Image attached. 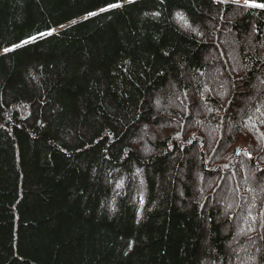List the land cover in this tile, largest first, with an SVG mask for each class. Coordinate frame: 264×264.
<instances>
[{"label": "trees", "instance_id": "obj_1", "mask_svg": "<svg viewBox=\"0 0 264 264\" xmlns=\"http://www.w3.org/2000/svg\"><path fill=\"white\" fill-rule=\"evenodd\" d=\"M112 2L0 0V264H264V11Z\"/></svg>", "mask_w": 264, "mask_h": 264}, {"label": "snow or ice", "instance_id": "obj_2", "mask_svg": "<svg viewBox=\"0 0 264 264\" xmlns=\"http://www.w3.org/2000/svg\"><path fill=\"white\" fill-rule=\"evenodd\" d=\"M137 2V0H122V2H120V0H117V2H112V3H107L105 6L99 8V10L97 12H89L87 14V16L85 17V19H87L88 17L91 16H96L100 13H104V12H108L111 11L113 9H118L124 6V4H135ZM164 0H161V3H163ZM213 3L216 4H227V3H231L234 5H237L238 7H245V8H251V9H260L262 11H264V3H260L257 2V0H243V3H241V0H212ZM145 16L151 15L153 17H157L160 14L158 12H152V13H145ZM177 15L179 16V18L181 20L184 21V25L186 28H189L192 32L197 33L198 35L203 36V33H200L199 30L195 27H192L189 22L184 18V16L180 13H177ZM73 23H75V21H73ZM54 30H49L48 32H41L38 33L37 36H31L29 37L27 40H23L21 41L19 44H14L12 47H6L3 49V53L7 54L11 51H14L16 48L22 47L26 44H29L31 42H34L38 37H44V36H49L52 35V32ZM165 55H167V53H165ZM202 74V73H201ZM261 84H264V80L260 81ZM185 96V98H187V94L184 93L182 94ZM157 104H159V101H157ZM255 113H260L261 114V122L264 123V112L261 111V107H256L255 108ZM253 118L252 116L248 117V120L245 122V127H249V125H251V127H255V123L252 122ZM199 123V121H197ZM142 132H144L145 134H147V126L145 125L144 128L141 129ZM128 150L125 149V152H127ZM237 154H240V150H237ZM246 155H248V158L251 159V155L245 153ZM264 171V170H261ZM141 203H143V201L141 200ZM113 211L115 209H112ZM131 244L129 245V251H131ZM128 252H125V255H127Z\"/></svg>", "mask_w": 264, "mask_h": 264}, {"label": "rangeland", "instance_id": "obj_3", "mask_svg": "<svg viewBox=\"0 0 264 264\" xmlns=\"http://www.w3.org/2000/svg\"><path fill=\"white\" fill-rule=\"evenodd\" d=\"M228 58H229V60H234V64H236V62H235V54H229L228 55ZM237 61V60H236ZM238 92H240V93H243V91H238ZM156 107H158V106H156ZM145 146V145H144ZM134 178H135V181H136V183H139V187H138V190H143L144 188H145V186H144V183H142V182H140V180H142L141 178H143L140 174H138V173H135V175H134ZM232 182V181H231ZM232 187H233V189H231L232 191H234V182H232ZM231 187V188H232ZM234 197V196H233ZM243 227H245V228H247L248 226L246 225V223L244 224L243 223V225H241V228H242V230L241 231H239L237 234H238V236H242V235H240L239 233H241V232H243V230H244V228ZM245 237H247L246 235H244Z\"/></svg>", "mask_w": 264, "mask_h": 264}, {"label": "bare ground", "instance_id": "obj_4", "mask_svg": "<svg viewBox=\"0 0 264 264\" xmlns=\"http://www.w3.org/2000/svg\"><path fill=\"white\" fill-rule=\"evenodd\" d=\"M235 144V143H234ZM233 146V145H232ZM228 157V156H227ZM219 164V163H218Z\"/></svg>", "mask_w": 264, "mask_h": 264}]
</instances>
